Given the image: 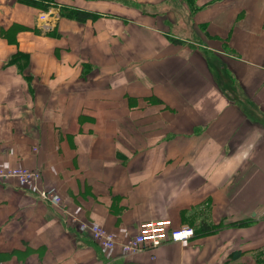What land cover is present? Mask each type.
Returning a JSON list of instances; mask_svg holds the SVG:
<instances>
[{"label":"crops","instance_id":"obj_1","mask_svg":"<svg viewBox=\"0 0 264 264\" xmlns=\"http://www.w3.org/2000/svg\"><path fill=\"white\" fill-rule=\"evenodd\" d=\"M1 165L60 201L0 180V264H264V0H0Z\"/></svg>","mask_w":264,"mask_h":264},{"label":"built area","instance_id":"obj_2","mask_svg":"<svg viewBox=\"0 0 264 264\" xmlns=\"http://www.w3.org/2000/svg\"><path fill=\"white\" fill-rule=\"evenodd\" d=\"M58 11L47 10L38 16L39 25L36 26L42 32L49 31L53 22L58 18ZM14 178L17 183L23 187L35 191L38 197L48 203H58L60 198L48 192L43 188L37 187V181L40 178L38 169L29 168L23 165L17 166H0V180ZM79 232L88 230L90 237L103 249H110L115 246V236L103 226L97 223H86L80 221L76 225ZM194 234V228L188 224H182L178 227H170V222L164 219H155L143 221L139 224L138 229L127 241L122 242L120 247L125 252H135L154 247L167 241L184 240Z\"/></svg>","mask_w":264,"mask_h":264},{"label":"trees","instance_id":"obj_3","mask_svg":"<svg viewBox=\"0 0 264 264\" xmlns=\"http://www.w3.org/2000/svg\"><path fill=\"white\" fill-rule=\"evenodd\" d=\"M41 3H42V6H41L42 10H47L48 6L45 3H43L42 1H41ZM59 14H60V16L61 15L71 16V17H73L79 21H82L88 17L94 16L93 12H90L87 10H82V9L72 8V7H62V6H60ZM172 41L177 42V39L172 38ZM202 227H205V225L203 224ZM203 230H205V228ZM238 254H239V251H234L232 253V258H237Z\"/></svg>","mask_w":264,"mask_h":264}]
</instances>
